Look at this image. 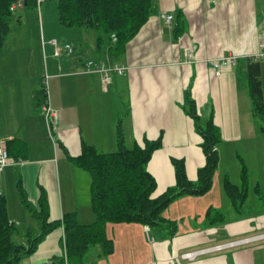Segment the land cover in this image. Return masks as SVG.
I'll return each mask as SVG.
<instances>
[{"label": "crops", "instance_id": "0c3cea01", "mask_svg": "<svg viewBox=\"0 0 264 264\" xmlns=\"http://www.w3.org/2000/svg\"><path fill=\"white\" fill-rule=\"evenodd\" d=\"M46 2L37 5L44 40L40 50L38 44L29 45L10 55L16 44L11 42L14 37H9L0 52V146L19 139L27 147L25 157L10 156L21 163L0 172V185L9 218L22 233L37 224L22 202H10L8 181L17 187L20 177L33 204H38L42 191L47 194L50 221L76 213L80 224L95 222L85 190L89 177L67 159L62 145L73 157L81 154L84 144L100 152L116 151V125L125 112L122 126L129 147L161 139V148L148 164L157 183L154 197L175 185L172 158L185 160L192 181L205 164L202 137L185 111L189 93L200 116L207 119L212 114L221 129L220 163L207 195L178 199L164 213L166 220L177 224L174 235L140 224L109 223L106 234L114 244L112 254L99 257L96 249L83 258L68 259L64 230L58 228L18 264H264V213L228 222L226 213L232 214L233 205L226 193L224 196V181L229 174L222 175L219 169L228 149L240 145L238 156L240 150L251 153L248 145L263 136L247 86L248 64L257 61L246 57L258 53L264 39V0H157L149 20L119 56H113L109 44L99 49L93 37L88 43V30L74 28L70 30L76 37V54L67 55L66 60L55 54L51 42L56 39L50 40V35L48 41L44 38V20L57 17L56 8ZM162 13L174 15L170 26L161 18ZM24 16L29 22L30 14L24 12ZM15 20L22 22V15ZM48 46L53 48L50 58L46 56ZM187 50L193 51L192 58ZM104 54L112 58L107 64L129 67L124 75L114 76L107 87L99 74L83 72L87 59L105 62ZM228 55L242 58L237 66L224 68L216 76L210 61ZM43 60L47 96L40 93L44 77L37 63ZM260 62L263 79L264 60ZM47 102L57 112L58 123L52 129L46 117ZM211 207L225 215L218 225L211 226L206 220ZM251 238L255 239L242 242ZM228 251L231 253L218 256ZM188 253L193 255L187 258Z\"/></svg>", "mask_w": 264, "mask_h": 264}, {"label": "trees", "instance_id": "16d2710c", "mask_svg": "<svg viewBox=\"0 0 264 264\" xmlns=\"http://www.w3.org/2000/svg\"><path fill=\"white\" fill-rule=\"evenodd\" d=\"M20 0H0V52L7 45L16 12L13 4ZM26 7H37V0H23ZM57 19L61 25L70 28H83L95 31L99 49L108 40L113 56L124 52L126 45L149 20L157 0H55ZM117 36L113 43L111 36ZM88 60V59H87ZM248 93L253 105L259 130L264 135V92L261 62L248 64ZM41 94L47 96V89ZM185 111L193 119L196 131L202 137L201 148L205 164L198 170L196 181L188 178L184 159L172 158L175 171V185L163 194L154 197L157 183L148 171V164L154 153L161 148V139L145 140L144 146L126 144L122 126L125 112L117 122V150L100 152L96 147L84 144L79 156L73 157L62 145L67 159L76 167L88 171L91 175V206L96 220L92 224H80L76 213H67L60 221H50V205L47 194L42 191L38 204H33L23 187L22 179L17 182L20 199L30 217L36 222L35 229L22 233L8 215L6 196L0 185V264H18L23 258L33 255L46 239L58 228L64 230L65 252L68 259H79L89 252L99 249V257H107L114 251L113 242L108 239L106 226L109 223L140 224L160 232L170 231L176 234L177 224L164 218V213L176 200L192 196L207 195L213 187L214 176L220 163L218 145L222 142L221 129L215 124L214 117L203 119L198 113L191 94L187 96ZM11 157H25L27 147L19 139L5 143ZM242 184L234 185L229 179L224 181V191L233 208L238 213L245 211L249 197V187L245 168L242 171ZM260 202L264 196L257 185L255 187ZM209 225H218L225 215L211 207L206 214Z\"/></svg>", "mask_w": 264, "mask_h": 264}, {"label": "rangeland", "instance_id": "374dc122", "mask_svg": "<svg viewBox=\"0 0 264 264\" xmlns=\"http://www.w3.org/2000/svg\"><path fill=\"white\" fill-rule=\"evenodd\" d=\"M46 5H49L52 7V9L56 8V1L55 0H47ZM30 11V12H29ZM24 12H27L30 14V19L29 22L27 19H25ZM39 9L38 7H22L18 8V12H16L15 17L19 15H22V22H17L14 20V25L12 34L10 35V40L14 37V40H11V42H15L16 45H14L16 48L10 52V55H16L19 53L20 49L22 48H27L29 45L36 46L38 44L39 50H40V44L42 45L43 43V38H42V18H40L39 14ZM57 13V12H56ZM44 14H45V9H44ZM57 15V14H56ZM50 18V17H49ZM23 24L22 26H19ZM21 27V28H20ZM74 28L70 27H65L60 24L58 21L57 17L55 20L53 19H48V21L45 19L44 20V30L46 32L47 37H44L46 41H48V35L52 36L50 40L56 39L59 41L60 44H66L69 43L72 46L74 45L73 42H76V37L71 34V30ZM75 29H83V28H75ZM83 31V30H82ZM87 31V30H84ZM88 34L86 36L88 43H92V37H93V43L96 42V32L92 30L87 31ZM15 35V36H14ZM45 35V36H46ZM34 37V38H33ZM28 39L26 41L25 39ZM95 38V39H94ZM31 39V40H30ZM38 39V40H37ZM9 41V40H8ZM108 45V40L105 39V42ZM14 48V47H13ZM52 49V50H51ZM49 50V46L46 49L47 53L46 56L50 58L53 54V48ZM41 54V51H40ZM76 54V53H75ZM67 53H63L62 55L59 56V59L61 60H66L67 58ZM72 56V55H71ZM74 56V55H73ZM105 59L104 61L107 63V61H111L112 58H108L105 54ZM39 65V74H42L44 77L43 79V86L45 89H48V78L46 77V69L44 66V60L43 62L40 61L37 63ZM263 89H264V76H263ZM259 124L261 125L263 122L259 119L256 120ZM117 126V125H116ZM261 132V131H260ZM262 134V133H261ZM263 135V134H262ZM249 150H251V153L244 152L237 155V152L240 148V145L233 147L232 149H228L226 152V155L222 157L221 160V165H220V173L223 175L228 172V179L229 181L234 184V185H241L242 184V171L245 168L246 170V177H247V182H248V187H249V197L248 200L245 204V211L243 213H238L235 209H232L231 213H226L228 215L227 219L228 222H231L235 219H244L247 220L250 218V216H255L261 213H264V202H260L257 192L255 190V187L258 185L259 188L261 189L263 196H264V135L261 137L260 140H254L253 143L249 144ZM87 177H89V181L87 180V184L85 183V190H87V198L90 200L91 198V191L88 190L90 187V182H91V175L88 171L84 170ZM8 196L10 199V202L16 201V204L18 205L21 203L20 201V194L17 190L15 182L11 181L9 179L8 181V188H7ZM225 196V192H224ZM228 203L231 205V201L227 196H225ZM225 199V201H226ZM14 204V203H13ZM232 207V206H230ZM227 210V209H226ZM225 210V211H226ZM230 254L231 252H222L218 254V256H223L226 254Z\"/></svg>", "mask_w": 264, "mask_h": 264}, {"label": "built area", "instance_id": "2783aa9c", "mask_svg": "<svg viewBox=\"0 0 264 264\" xmlns=\"http://www.w3.org/2000/svg\"><path fill=\"white\" fill-rule=\"evenodd\" d=\"M47 0H37V5L40 6L42 3H44ZM25 6V3L23 0L18 1L17 3L13 4L11 7V10L16 11L18 8H22ZM161 18L165 21L166 24L169 26L173 23L174 21V15L173 14H166L162 13ZM111 39L113 43L117 42V36L113 34L111 36ZM51 44L54 47L55 54L57 56L62 55L63 53H67L68 55H72L75 53V48L71 44H60L58 40H53ZM187 56L190 58L193 57V51L192 50H187ZM241 56H236V55H228L221 57L219 59H214L210 61V64L212 65L214 74L216 76H220L222 73V70L224 68L228 67H235L238 65ZM249 59H252L253 61H262L264 60V39L260 48V51L256 53L255 55H251L249 57H246ZM129 69L128 66H126L123 63H115L113 65H109L105 62L102 61H97L94 59H88L84 63V69L83 72L85 73H96L99 74L101 77V80L103 82V85L107 87L110 85L113 81L114 76H121L126 73V71ZM46 117L48 120V124L50 129L53 128L54 125L58 123L57 119V112L50 106V104L47 102L46 107ZM21 162H15L11 159L8 150L5 146L1 145L0 146V172L6 168L9 165L12 164H18ZM255 239V238H253ZM251 239H246L245 241L242 242H249ZM238 243V242H236ZM235 243H230V245H234ZM193 254L188 253L185 255V257L190 258Z\"/></svg>", "mask_w": 264, "mask_h": 264}]
</instances>
